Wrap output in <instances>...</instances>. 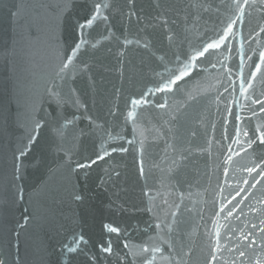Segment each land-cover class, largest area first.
I'll list each match as a JSON object with an SVG mask.
<instances>
[{"label": "water", "instance_id": "1", "mask_svg": "<svg viewBox=\"0 0 264 264\" xmlns=\"http://www.w3.org/2000/svg\"><path fill=\"white\" fill-rule=\"evenodd\" d=\"M109 2L108 21L61 71L67 20L91 0H71L70 9L69 0H0V257L144 264L153 254L140 246L148 243L161 249L152 264H209L213 254L211 264L264 261V2L239 0L242 13L237 0ZM229 25L221 47L172 91L149 92ZM141 97L149 103L128 118ZM36 122L45 127L17 174L14 155ZM109 222L128 235L100 253L95 244ZM73 232L89 240L87 256L63 253Z\"/></svg>", "mask_w": 264, "mask_h": 264}, {"label": "snow or ice", "instance_id": "2", "mask_svg": "<svg viewBox=\"0 0 264 264\" xmlns=\"http://www.w3.org/2000/svg\"><path fill=\"white\" fill-rule=\"evenodd\" d=\"M129 5H134V0H128ZM248 0H245V3H247ZM264 2V0H262ZM238 7H240L241 13L243 12V8L239 5V0H237ZM71 7V0H69V9ZM111 4L109 0H91V7L88 8L83 15L75 16V17H69L67 20V28L69 30L70 35V44H69V53L65 57V63L63 64V69H66L69 67L70 64L73 63L74 58H76L81 51V48L83 45H86L88 43V40L86 39V35L90 33V30H92L97 23L100 20H103L105 22L108 21L109 17L107 15H103V11L106 9H110ZM10 15H14V13L10 12ZM132 15L134 16L135 13L133 12ZM235 23V21H233ZM231 32V25H229V28L226 30L225 35L220 37L219 40L212 41L210 43H207L202 49L200 50H194L193 54L188 57V60L182 64V66L177 69V74L174 75V77H170L167 80H164L162 78V82L155 88V90H149L151 94H155L156 92L160 93H167L173 90V85H175L179 80H182L185 76H188L190 72L196 68L198 65L196 61H198L200 58L205 57L206 53H209V50L218 49L221 47V44L224 42V40L227 38L228 33ZM130 43V41H128ZM262 60H264V56H262ZM257 71H259V66H257ZM255 75L254 73L252 74ZM251 85H249L250 87ZM227 91V89H225ZM247 89L244 88L243 84L241 85V92H246ZM53 95H57V93H53ZM149 103V101L144 100L143 97L140 99L133 98L130 103L133 106V110L128 112V118H132L135 116V108L137 106H140L141 103ZM259 103V101H256ZM78 103V101L76 102ZM157 107H166V104H158ZM261 111H264V108H261ZM236 119L239 120L240 117L237 115ZM66 124L72 123L71 120H66ZM45 125L36 122L32 130L29 132L26 142H22L20 147L17 149V154L14 155V169L15 173L19 174L23 167L25 160L29 159L30 154L32 152L33 145L38 142L39 137L42 134V129H44ZM257 132H260V129L257 128ZM240 129L237 128V135H239ZM245 136L248 135V132L245 131L243 133ZM257 139L260 141V143H264V133H261L260 136L257 137ZM255 141L250 142L249 146H251V143ZM131 143V142H130ZM113 152L117 151L116 148L112 149ZM121 152L127 151V149L121 147L119 149ZM104 155H109L108 152H104ZM104 156L98 155L96 159L86 161L83 163H77L76 168L77 169H87L92 166V164H95L97 160L103 159ZM249 173L254 171V169L249 168L247 169ZM141 174L143 175V168H141ZM16 179H22L20 175H16ZM16 197L19 200L24 199L23 195V188L17 187L16 191ZM76 200H80L81 196L75 195L74 197ZM148 211H151V209H148ZM28 212V209H25V213ZM231 211L228 212V215H231ZM30 219L29 215H25L23 217V224H20V227H24L27 223V221ZM156 228H160L159 224L155 225ZM255 227V226H254ZM102 230L104 235L101 237V239L95 244V247L98 249L100 253H112L113 251V236L117 240H122L124 237L128 235L127 229L120 226L119 224L115 222H109L105 223L102 226ZM261 231H264V229H261ZM219 235V234H217ZM151 239V238H150ZM244 240H248L249 237L245 235L243 237ZM219 243V241L217 242ZM255 243L254 241H251L248 244V247H251L252 244ZM89 246V240L85 238V236L82 233L73 232L71 233L62 244V251L65 255H72L77 253H83L85 256L88 255V253L85 251V249ZM124 248H128L129 244L127 242L123 243ZM141 251L143 253H152L153 255L146 259L144 261V264H152L153 260H155V253L160 252L161 249L159 247H153L149 245L148 243H144L140 246ZM231 250V249H230ZM240 256H244L245 253L241 251L239 253ZM216 255L213 254L211 257V261L216 260ZM96 257L93 256L90 258V264L92 261H95ZM211 261L209 264H211ZM0 264H5V259L3 257H0ZM257 264H264V261L258 260Z\"/></svg>", "mask_w": 264, "mask_h": 264}]
</instances>
